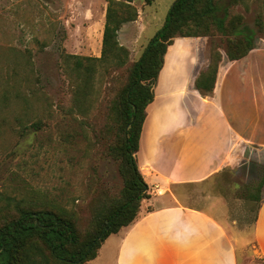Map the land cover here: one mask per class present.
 Masks as SVG:
<instances>
[{
  "label": "rangeland",
  "instance_id": "obj_1",
  "mask_svg": "<svg viewBox=\"0 0 264 264\" xmlns=\"http://www.w3.org/2000/svg\"><path fill=\"white\" fill-rule=\"evenodd\" d=\"M175 1L155 0L146 7L147 19L153 22L149 35L163 25ZM107 6L106 0H0V197L37 190L69 209L88 213L87 204L98 190L119 194L123 188L119 164L108 154L104 133L115 88L112 80L121 78L124 70L108 73L98 68L92 105L83 110L84 117L60 110H69L73 95L64 56H101ZM237 12L254 33L256 46H264V35L256 26L259 14L264 18V0H252L249 11L238 7ZM147 46L144 36L128 45L131 61H138ZM255 154L264 160V152ZM262 167L237 178L225 175L210 181L213 186L186 190L183 203L196 207L220 199L217 204L226 209L222 217L228 224L236 221L237 228L248 231L256 203L247 194L255 193L263 179ZM148 193L150 198L157 195L152 188ZM255 249L251 241L244 264H263ZM103 263L111 264V259Z\"/></svg>",
  "mask_w": 264,
  "mask_h": 264
},
{
  "label": "crops",
  "instance_id": "obj_2",
  "mask_svg": "<svg viewBox=\"0 0 264 264\" xmlns=\"http://www.w3.org/2000/svg\"><path fill=\"white\" fill-rule=\"evenodd\" d=\"M135 5L137 21L119 33L125 46L143 36L149 43L163 26L149 35L153 22L147 6L144 0ZM104 28L105 22L102 39ZM207 40H175L147 108L137 159L149 190L163 194L145 200L138 219L111 235L92 264L109 258L111 264H244L251 241L264 264V183L248 231L236 221L228 224L220 199L196 207L183 203L186 190L264 166L255 154L264 152V46L255 44L248 56L233 62L223 53L214 90L203 93L196 80L210 61Z\"/></svg>",
  "mask_w": 264,
  "mask_h": 264
},
{
  "label": "trees",
  "instance_id": "obj_3",
  "mask_svg": "<svg viewBox=\"0 0 264 264\" xmlns=\"http://www.w3.org/2000/svg\"><path fill=\"white\" fill-rule=\"evenodd\" d=\"M106 22L99 58L64 56L70 66L73 95L65 114L85 116L92 105L98 68L105 72L124 70L108 103L105 135L108 154L119 164L123 188L119 194L98 190L89 202L88 213L69 209L37 190L0 197V264H92L104 242L131 226L139 217L142 203L150 199L138 164L142 127L147 108L154 101L155 87L165 56L177 38L210 41V61L196 80L198 90L212 93L223 53L229 61L249 55L255 45L238 7L249 11L252 0H176L162 28L154 35L138 61L122 45L119 33L124 25L137 21V0H106ZM155 0H144L150 6ZM264 35V18L256 20ZM255 36V35H254ZM70 60H73L71 62ZM72 64V65H71ZM7 91L3 92V102ZM262 182L247 198L259 205ZM258 208V207H257Z\"/></svg>",
  "mask_w": 264,
  "mask_h": 264
},
{
  "label": "built area",
  "instance_id": "obj_4",
  "mask_svg": "<svg viewBox=\"0 0 264 264\" xmlns=\"http://www.w3.org/2000/svg\"><path fill=\"white\" fill-rule=\"evenodd\" d=\"M153 193H156L157 195H162L163 194V192L161 190H159V189L153 190Z\"/></svg>",
  "mask_w": 264,
  "mask_h": 264
}]
</instances>
